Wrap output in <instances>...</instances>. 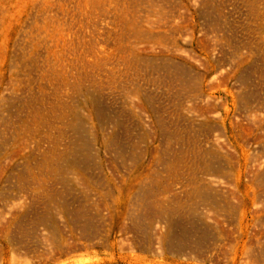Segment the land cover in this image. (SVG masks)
Here are the masks:
<instances>
[{"label": "rangeland", "instance_id": "rangeland-1", "mask_svg": "<svg viewBox=\"0 0 264 264\" xmlns=\"http://www.w3.org/2000/svg\"><path fill=\"white\" fill-rule=\"evenodd\" d=\"M254 75L264 0H0V264H239Z\"/></svg>", "mask_w": 264, "mask_h": 264}, {"label": "built area", "instance_id": "built-area-1", "mask_svg": "<svg viewBox=\"0 0 264 264\" xmlns=\"http://www.w3.org/2000/svg\"><path fill=\"white\" fill-rule=\"evenodd\" d=\"M223 46L228 47L230 44L229 35L225 32ZM245 37L242 33L236 37V48L240 60L246 54L244 48ZM258 50H255V55H258ZM253 101H252V114L251 125L246 128V120H240V133L250 132L251 135V151L250 155L253 158L251 173V207L247 216L246 222L236 225L237 248L239 250V264H264V83L261 82L257 75L253 76ZM172 184V183H171ZM172 186V185H171ZM175 188V185H174ZM242 197L235 200L238 203V210L242 213ZM237 205V204H236ZM225 210V209H224ZM240 217L239 221L241 220ZM228 216L222 213L219 221L222 226L224 235L228 233L229 226L227 224ZM226 247L227 242H223Z\"/></svg>", "mask_w": 264, "mask_h": 264}, {"label": "crops", "instance_id": "crops-1", "mask_svg": "<svg viewBox=\"0 0 264 264\" xmlns=\"http://www.w3.org/2000/svg\"><path fill=\"white\" fill-rule=\"evenodd\" d=\"M177 237H175L173 240H174V245H175V247H177L178 245H177V243H178V240L176 239Z\"/></svg>", "mask_w": 264, "mask_h": 264}]
</instances>
